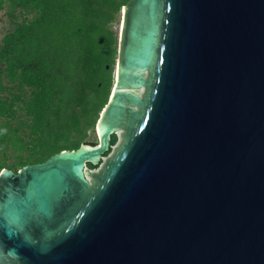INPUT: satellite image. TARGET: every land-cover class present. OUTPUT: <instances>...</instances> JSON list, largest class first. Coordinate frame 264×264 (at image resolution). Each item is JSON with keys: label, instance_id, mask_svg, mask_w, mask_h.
<instances>
[{"label": "water", "instance_id": "water-1", "mask_svg": "<svg viewBox=\"0 0 264 264\" xmlns=\"http://www.w3.org/2000/svg\"><path fill=\"white\" fill-rule=\"evenodd\" d=\"M120 15L99 144L0 175V264H264V0Z\"/></svg>", "mask_w": 264, "mask_h": 264}, {"label": "trees", "instance_id": "trees-1", "mask_svg": "<svg viewBox=\"0 0 264 264\" xmlns=\"http://www.w3.org/2000/svg\"><path fill=\"white\" fill-rule=\"evenodd\" d=\"M5 1L38 16L17 23L0 41V80L7 78L13 90L30 89L23 102L29 141L8 122L21 96L0 93V152L29 149L39 163L83 142L95 144L85 137L107 104L116 54L113 21L129 0H0V10ZM115 142L113 134L104 156Z\"/></svg>", "mask_w": 264, "mask_h": 264}, {"label": "rangeland", "instance_id": "rangeland-1", "mask_svg": "<svg viewBox=\"0 0 264 264\" xmlns=\"http://www.w3.org/2000/svg\"><path fill=\"white\" fill-rule=\"evenodd\" d=\"M121 11V10H120ZM38 16V13L33 11V12H28L26 10H23L18 7H14L11 5V2L5 1L3 8L0 10V41L4 38L5 35H7L9 32L13 31L16 27L17 23H20L24 19L26 20H32ZM121 15L120 12L119 14L116 15L115 20L113 21V29L117 30V38H116V54H115V61L114 64L112 65V76L115 71V64H116V59L118 57V50H119V38H120V31H121ZM147 74V72H146ZM113 79V78H112ZM6 87V88H5ZM5 88V89H4ZM12 88L13 85L7 81V78L1 77L0 80V93H2V96H9L11 92L17 93L21 96L20 101L14 105L13 111L14 114L10 118H8L9 126L13 129L16 130L17 135H21L23 137V141H29L30 137H28L29 133V124H30V117L26 114L24 107H23V102L29 97L30 94V89L27 87H24L23 90L18 91V90H13ZM3 89L5 91H3ZM113 89V88H112ZM145 89H141V94L144 93ZM111 96V95H110ZM103 110V108H102ZM101 112L99 113V118H100ZM98 122V120H97ZM96 122V123H97ZM10 128V130H11ZM123 133V130H117L116 132V142L115 144L110 148L109 154L106 156H103L100 158L98 161L99 163L97 164L96 168L89 169L88 172L84 171L83 174V179L87 183L89 187L92 186L91 180L93 178L91 177L92 174L94 173H99L107 159H110L114 155L115 148L118 147L123 140L121 137V134ZM86 141H91V142H97L99 143V138L96 136L94 133V130H89L86 134L85 137ZM85 144V142H83ZM7 154H4L0 152V160L2 161V169H0V175L3 171H9V172H14L17 173L20 171L21 168L27 165H33V164H40L43 162L39 163H34L33 159L35 155L31 150L25 149L22 152H19L16 149L13 148H7L4 149ZM23 163L24 166L21 165Z\"/></svg>", "mask_w": 264, "mask_h": 264}, {"label": "flooded vegetation", "instance_id": "flooded-vegetation-1", "mask_svg": "<svg viewBox=\"0 0 264 264\" xmlns=\"http://www.w3.org/2000/svg\"><path fill=\"white\" fill-rule=\"evenodd\" d=\"M148 74V73H147ZM146 74V75H147ZM114 75H113V80H112V86H111V88H110V91H109V94H108V99H107V104L111 101L110 99H111V97H112V95H113V92H114V88H115V86H114ZM113 88V89H112ZM127 91H131V90H127ZM111 95V96H110ZM106 105V104H105ZM94 133L96 134V136L98 137V134H97V132H96V130H95V127H94ZM113 135V134H112ZM112 135H110V138H111V136ZM110 138H109V140H110ZM87 144H90V145H93V146H96V145H98L99 143H97V142H95V144H91V143H87ZM112 147V146H111ZM90 165H91V163H86L85 164V167H84V171L85 170H89L90 168Z\"/></svg>", "mask_w": 264, "mask_h": 264}, {"label": "bare ground", "instance_id": "bare-ground-1", "mask_svg": "<svg viewBox=\"0 0 264 264\" xmlns=\"http://www.w3.org/2000/svg\"><path fill=\"white\" fill-rule=\"evenodd\" d=\"M114 90H115V88H114ZM114 93V92H113ZM82 176H83V169H82Z\"/></svg>", "mask_w": 264, "mask_h": 264}]
</instances>
